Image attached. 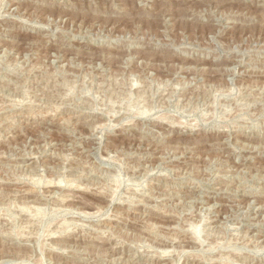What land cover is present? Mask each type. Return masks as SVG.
<instances>
[{"label": "rangeland", "instance_id": "obj_1", "mask_svg": "<svg viewBox=\"0 0 264 264\" xmlns=\"http://www.w3.org/2000/svg\"><path fill=\"white\" fill-rule=\"evenodd\" d=\"M0 264H264V0H0Z\"/></svg>", "mask_w": 264, "mask_h": 264}, {"label": "bare ground", "instance_id": "obj_2", "mask_svg": "<svg viewBox=\"0 0 264 264\" xmlns=\"http://www.w3.org/2000/svg\"><path fill=\"white\" fill-rule=\"evenodd\" d=\"M204 27V26H203ZM178 66V65H177ZM180 70V69H179ZM189 70H190V68H189ZM223 70V69H222ZM192 72V71H191ZM220 72H221V70H220ZM223 73V72H222ZM193 74V73H192ZM221 74V73H220ZM213 138V137H212ZM249 147V146H248ZM57 184H55V186H56ZM51 187V186H50ZM79 188V187H78ZM77 201V200H76ZM103 213V212H102ZM102 215V214H101ZM195 230V229H194ZM54 232V231H53ZM196 232V231H195ZM193 234H194V232H192ZM195 235V234H194ZM196 236H197V234H196ZM197 240V239H196ZM55 246V245H54ZM55 247H58V246H55ZM69 248V247H68ZM66 249V248H65ZM167 249V248H166ZM64 251V250H63ZM67 251V250H66ZM166 253V252H165ZM169 253V252H168ZM164 254V253H163ZM166 257V256H165Z\"/></svg>", "mask_w": 264, "mask_h": 264}]
</instances>
